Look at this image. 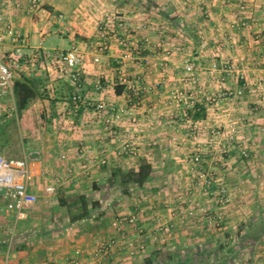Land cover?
Wrapping results in <instances>:
<instances>
[{
	"label": "crops",
	"instance_id": "1",
	"mask_svg": "<svg viewBox=\"0 0 264 264\" xmlns=\"http://www.w3.org/2000/svg\"><path fill=\"white\" fill-rule=\"evenodd\" d=\"M213 1L42 0L31 13L28 0H0V14L28 39L27 55L77 43L85 65L78 103L65 67L45 56L38 69L16 73L14 87L34 79L39 92L21 114L14 93H0V155L30 158L38 195L26 219L0 196V264L9 251V264H73L78 250L87 254L98 239L120 238L115 221L132 213L140 218L126 235L135 246L121 238L106 264H147L159 251L166 261L154 264H264V0ZM107 22L113 25L104 33ZM125 40L132 46L128 58ZM15 50L9 38L0 44L6 60ZM187 61L200 65L195 80L186 75ZM177 91L184 93L180 101ZM223 91L234 94L214 103L212 95ZM98 103L105 112L96 110ZM121 108L135 119L126 113L108 127L106 115ZM126 140L138 147L135 156L119 154ZM196 144L204 146L201 169L225 179V205L194 185ZM142 159L166 174L130 194L110 183L116 167L137 168ZM179 197L184 205L193 200L198 215L174 217ZM86 198L91 213L79 218ZM219 211L225 219L217 223ZM168 225L169 233L161 230ZM251 233L259 234L258 243L244 240Z\"/></svg>",
	"mask_w": 264,
	"mask_h": 264
},
{
	"label": "built area",
	"instance_id": "2",
	"mask_svg": "<svg viewBox=\"0 0 264 264\" xmlns=\"http://www.w3.org/2000/svg\"><path fill=\"white\" fill-rule=\"evenodd\" d=\"M30 3L29 12H36L42 6V0H28ZM208 1L209 5L213 6L215 3L213 0H202ZM112 22L105 23L102 28V32L107 33L109 28L112 27ZM119 28L127 30L128 26L125 21L121 20L119 22ZM118 30H114L117 33ZM6 38L11 39V42L16 45V50L14 55L8 60L0 56V93L3 95L14 93V79L18 71H33L39 68L42 58L45 56L47 59L52 60L55 63L63 65L65 71L68 72L71 81L77 87L78 92L74 95L73 99L75 103L80 102L82 90L83 79L82 75L85 70L84 65V53L81 45L75 43L68 50H36L35 52L27 55L24 51L25 45L28 43V39L15 27L6 22L5 17L0 14V44L4 42ZM125 44L128 49V53L125 58H128L131 54L132 46L128 40H125ZM137 51H140L142 46L141 42L137 41L134 45ZM101 51L107 48L106 45L98 47ZM96 62L100 61V58L95 59ZM214 69H217V64H214ZM127 63L121 62V80L127 82L126 77ZM200 69V65L193 61H187L185 64V72L188 77L195 80V74ZM97 89H102L103 85L101 82L96 83ZM135 91L136 96H140V89L132 86ZM241 94L242 91L237 92ZM236 93V94H237ZM233 91H223L217 94H213L211 100L218 104L221 100L226 98H231L233 96ZM173 98L176 101H180L184 98V93L182 91H177L174 93ZM194 101H191L190 105H194ZM107 107L103 103H98L96 105V110L98 112H105ZM128 113L133 119V112L125 108H121L111 115H106V123L108 127H111L118 121L122 116ZM213 135L217 137L219 135L218 130H213ZM138 147L131 140H126L119 149V154L124 156H135L137 154ZM204 146L202 144H196L193 153V164L196 167L194 178L197 182L194 184L199 189L203 190L209 196H212L214 200L220 204L225 205L229 201V189L226 185L223 176H217L211 171H204L201 169L202 163H204ZM231 150V146L227 148ZM226 149V150H227ZM244 157L249 156V152L244 149L242 151ZM107 160H102L101 163H106ZM34 180V174L32 171V165L29 157L23 159H10L0 155V196L7 201V208L10 211H17L19 219H26L28 217L29 211L35 206L38 201V195L32 191ZM193 185V184H192ZM191 186V185H189ZM216 187V188H214ZM49 193L56 191V187L51 185L47 188ZM172 212L174 217H178L181 220H186L188 218H193L198 215V208L193 200H189L185 205L184 201L179 197L177 205L173 208ZM139 215L137 213H132L127 216H122L115 221L116 234L120 235V238L115 235L109 237L108 239H98L95 247L84 254L82 251L78 250L75 258L73 259V264H106L104 261L111 256L112 252H115L119 247L122 239H127V243L130 247L135 246V239L128 237L126 233L128 232L129 226L137 225L139 221ZM217 223L222 222L225 219L224 211H219L215 216ZM159 229V228H158ZM166 233L172 230V225L165 226L161 228ZM154 232V229H153ZM144 234L141 230L138 232ZM135 235V233H133ZM140 249H145V244L138 245ZM9 258H11L10 251L8 252L6 264H9Z\"/></svg>",
	"mask_w": 264,
	"mask_h": 264
},
{
	"label": "trees",
	"instance_id": "3",
	"mask_svg": "<svg viewBox=\"0 0 264 264\" xmlns=\"http://www.w3.org/2000/svg\"><path fill=\"white\" fill-rule=\"evenodd\" d=\"M26 78V77H24ZM29 80L31 85H29L26 81L17 80L14 87V99L17 107V112L19 114L25 108H28L29 105L38 98L39 92L36 87V83L34 79H26ZM204 109L202 108L197 117H201ZM166 173L162 172V170L158 169L155 164L148 161L147 159H142L140 165L135 167H125L118 166L116 167L109 178L110 183L113 186H117L121 189L123 193L130 194L131 189L134 187H144L148 182L161 179ZM90 201L86 198L81 205L82 213L77 215L79 218H85L90 215L91 210L89 208ZM97 203V201H95ZM96 203L94 204L96 206ZM72 210V208H70ZM259 234L251 233L244 237V240L249 239L253 242L258 243L260 240ZM158 260L166 261L161 251L156 252L152 257L147 260V264H154Z\"/></svg>",
	"mask_w": 264,
	"mask_h": 264
},
{
	"label": "rangeland",
	"instance_id": "4",
	"mask_svg": "<svg viewBox=\"0 0 264 264\" xmlns=\"http://www.w3.org/2000/svg\"><path fill=\"white\" fill-rule=\"evenodd\" d=\"M22 147L25 145V137L24 136H22Z\"/></svg>",
	"mask_w": 264,
	"mask_h": 264
}]
</instances>
